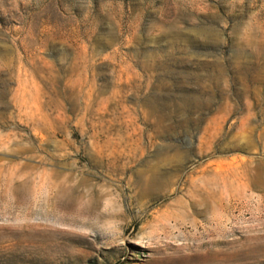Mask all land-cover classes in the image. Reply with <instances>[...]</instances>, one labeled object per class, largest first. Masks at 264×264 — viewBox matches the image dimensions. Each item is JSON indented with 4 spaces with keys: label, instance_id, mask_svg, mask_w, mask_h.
Returning a JSON list of instances; mask_svg holds the SVG:
<instances>
[{
    "label": "rangeland",
    "instance_id": "1",
    "mask_svg": "<svg viewBox=\"0 0 264 264\" xmlns=\"http://www.w3.org/2000/svg\"><path fill=\"white\" fill-rule=\"evenodd\" d=\"M0 264H264V0H0Z\"/></svg>",
    "mask_w": 264,
    "mask_h": 264
}]
</instances>
